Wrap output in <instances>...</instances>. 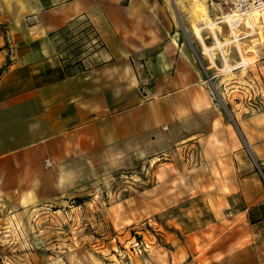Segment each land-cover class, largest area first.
I'll return each instance as SVG.
<instances>
[{
    "label": "crops",
    "instance_id": "0c3cea01",
    "mask_svg": "<svg viewBox=\"0 0 264 264\" xmlns=\"http://www.w3.org/2000/svg\"><path fill=\"white\" fill-rule=\"evenodd\" d=\"M200 4L206 12L197 20L193 8L192 22L216 26L219 7ZM222 12L221 39L230 29L234 43L223 44L237 52L222 70L238 64L229 71L249 79L245 94L228 95H238L234 107L222 99L226 108L166 0H0L9 58L0 80V193L42 201L164 156L155 210H188L190 220L201 213L221 240L248 223L264 259V19L236 24ZM179 144L182 160L173 156Z\"/></svg>",
    "mask_w": 264,
    "mask_h": 264
},
{
    "label": "rangeland",
    "instance_id": "374dc122",
    "mask_svg": "<svg viewBox=\"0 0 264 264\" xmlns=\"http://www.w3.org/2000/svg\"><path fill=\"white\" fill-rule=\"evenodd\" d=\"M166 1L181 39L191 43L195 58L207 71L215 103L221 108L222 99H227L234 107L238 95H228L245 94L249 79L245 71H229L238 64L222 70L237 57L226 47L234 43L229 28L230 36L221 39V25L226 24L221 22V9L225 14L228 8L216 4L220 8L212 17L218 23L207 28L191 20L190 11L200 0ZM194 27L201 28L197 40ZM257 35L264 42V28ZM8 64L0 38V80ZM183 148L176 146L173 156L182 160ZM157 157L155 163L151 158L135 162L83 183L71 194L42 201L31 194L0 193V264H264L252 245L248 223L236 222L221 240L220 229L203 226L201 213L199 219L190 220L188 210H155L152 188L156 174L165 167L161 163L167 161ZM137 241L147 244V250L136 254Z\"/></svg>",
    "mask_w": 264,
    "mask_h": 264
},
{
    "label": "built area",
    "instance_id": "2783aa9c",
    "mask_svg": "<svg viewBox=\"0 0 264 264\" xmlns=\"http://www.w3.org/2000/svg\"><path fill=\"white\" fill-rule=\"evenodd\" d=\"M214 2L226 6L228 8V13L231 16H240L242 18L249 16L255 12L264 11V0H213ZM211 94L214 96L215 93L211 86ZM147 250V244L143 241L135 242L133 246V251L138 254Z\"/></svg>",
    "mask_w": 264,
    "mask_h": 264
},
{
    "label": "bare ground",
    "instance_id": "6f19581e",
    "mask_svg": "<svg viewBox=\"0 0 264 264\" xmlns=\"http://www.w3.org/2000/svg\"><path fill=\"white\" fill-rule=\"evenodd\" d=\"M215 5L217 4L218 5V3H214ZM201 5V4H200ZM200 5H198V6H196V8L195 9H193V11L191 12V14H192V17L194 18V19H197V20H202V18H203V16H204V14H205V12H206V9H205V6H203V4L200 6ZM219 6V5H218ZM220 8V7H219ZM226 14H229L228 12H226ZM231 16V15H230ZM239 18H241L240 16H231V19H232V21H233V23H238L240 20H239ZM248 18L252 21V22H256V21H258L259 19H264V13H257V12H255V13H252V14H250L249 16H248ZM249 24V23H248Z\"/></svg>",
    "mask_w": 264,
    "mask_h": 264
},
{
    "label": "water",
    "instance_id": "95a60500",
    "mask_svg": "<svg viewBox=\"0 0 264 264\" xmlns=\"http://www.w3.org/2000/svg\"><path fill=\"white\" fill-rule=\"evenodd\" d=\"M223 105L225 106V104L223 103ZM225 108H226V106H225ZM228 111V110H227Z\"/></svg>",
    "mask_w": 264,
    "mask_h": 264
}]
</instances>
